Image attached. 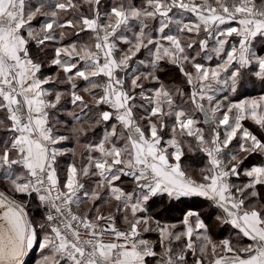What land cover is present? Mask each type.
Segmentation results:
<instances>
[{
  "label": "snow or ice",
  "instance_id": "snow-or-ice-1",
  "mask_svg": "<svg viewBox=\"0 0 264 264\" xmlns=\"http://www.w3.org/2000/svg\"><path fill=\"white\" fill-rule=\"evenodd\" d=\"M264 264V0H0V264Z\"/></svg>",
  "mask_w": 264,
  "mask_h": 264
},
{
  "label": "crops",
  "instance_id": "crops-1",
  "mask_svg": "<svg viewBox=\"0 0 264 264\" xmlns=\"http://www.w3.org/2000/svg\"><path fill=\"white\" fill-rule=\"evenodd\" d=\"M39 256V249L37 248L34 253L32 254L31 258L28 259V264H34L35 260L38 258Z\"/></svg>",
  "mask_w": 264,
  "mask_h": 264
},
{
  "label": "trees",
  "instance_id": "trees-1",
  "mask_svg": "<svg viewBox=\"0 0 264 264\" xmlns=\"http://www.w3.org/2000/svg\"><path fill=\"white\" fill-rule=\"evenodd\" d=\"M33 253H34V252H33ZM33 253H32V254H33ZM32 254H31V255H30L28 258H27V261H28V259H30V258H31ZM27 264H28V262H27Z\"/></svg>",
  "mask_w": 264,
  "mask_h": 264
}]
</instances>
